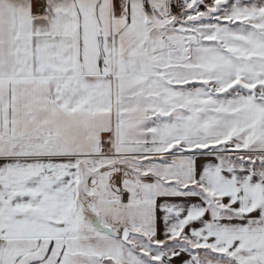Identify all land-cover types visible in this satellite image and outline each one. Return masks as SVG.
Returning a JSON list of instances; mask_svg holds the SVG:
<instances>
[{
  "label": "snow or ice",
  "instance_id": "snow-or-ice-1",
  "mask_svg": "<svg viewBox=\"0 0 264 264\" xmlns=\"http://www.w3.org/2000/svg\"><path fill=\"white\" fill-rule=\"evenodd\" d=\"M0 264H264V0H0Z\"/></svg>",
  "mask_w": 264,
  "mask_h": 264
}]
</instances>
